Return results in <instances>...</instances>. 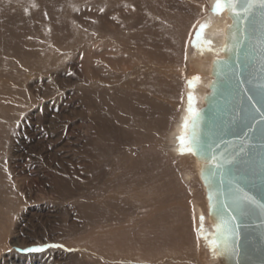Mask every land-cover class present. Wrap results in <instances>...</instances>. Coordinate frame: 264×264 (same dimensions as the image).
<instances>
[{"label":"rangeland","instance_id":"rangeland-1","mask_svg":"<svg viewBox=\"0 0 264 264\" xmlns=\"http://www.w3.org/2000/svg\"><path fill=\"white\" fill-rule=\"evenodd\" d=\"M210 12L0 0V264L212 263L192 165L164 148Z\"/></svg>","mask_w":264,"mask_h":264},{"label":"water","instance_id":"water-1","mask_svg":"<svg viewBox=\"0 0 264 264\" xmlns=\"http://www.w3.org/2000/svg\"><path fill=\"white\" fill-rule=\"evenodd\" d=\"M224 13L230 23L202 106L184 127L185 147L198 165L209 223L201 235L216 264H264V6L254 0L238 18ZM243 194L255 201L246 211L236 199Z\"/></svg>","mask_w":264,"mask_h":264},{"label":"bare ground","instance_id":"bare-ground-1","mask_svg":"<svg viewBox=\"0 0 264 264\" xmlns=\"http://www.w3.org/2000/svg\"><path fill=\"white\" fill-rule=\"evenodd\" d=\"M214 4L215 0H209V7L211 12L201 20L200 26L206 24L208 25V27H206L202 32L200 31V40H198L200 41V47L197 51H194L192 53V57L190 59L191 62H188V64L192 63L190 70L192 72L193 78L190 81L191 84L187 80H185L184 82L181 109L178 113V117L173 123L170 132L168 133V136L166 138L167 144L164 146V148L167 150L166 153H168V155L173 159H177L180 162L185 163L186 161H188L192 165V167L190 166V170L183 174V178L187 182V184H190L191 182L192 184L196 183V185L199 186L200 191L202 192V206L199 207L198 205L194 204L195 207L192 209V218L194 219V221H199L200 218L203 217L205 223V231L209 229V223L207 220L204 191L197 177L198 165L189 152L186 151L184 154H181V146L178 138L180 136L184 137L185 121H187L190 117V113L189 111H187V109L189 108V96L192 97V111L202 106V97L207 92V83L209 81L208 69L211 59L219 55L223 27L230 23V20L225 16L224 11L220 15H213L212 9ZM193 80L195 81L192 82ZM207 249L209 250L208 247ZM209 252L211 253L212 257H214L212 258L213 261H211V264H216V256L212 251L209 250Z\"/></svg>","mask_w":264,"mask_h":264},{"label":"snow or ice","instance_id":"snow-or-ice-1","mask_svg":"<svg viewBox=\"0 0 264 264\" xmlns=\"http://www.w3.org/2000/svg\"><path fill=\"white\" fill-rule=\"evenodd\" d=\"M254 0H215V4L213 6L212 12L213 15H220L223 13V11L227 10L230 12V14L233 16V18H238L242 14H246L249 9L253 6ZM261 6H264V0H260ZM208 25H201L200 31L202 32ZM198 79V78H197ZM191 84V82H190ZM192 97L189 96V113H192ZM184 127H187V121H185ZM180 142V151L181 154H184L186 151L191 152L193 149L191 147H185V139L183 136H180L179 138ZM236 199L240 202L241 210L246 211L248 205H252L255 203V201L252 200L251 197H249L247 194L239 195L236 197ZM261 209L264 210V204L260 205ZM227 231H231L230 228H227L225 226ZM201 229H203V217H201ZM221 230V226H217V231L219 232ZM207 239V237H205ZM50 247H57L58 245H49ZM209 246L213 248L215 251L218 247L215 243V241H209ZM42 249L35 248V249H29V251H41Z\"/></svg>","mask_w":264,"mask_h":264}]
</instances>
